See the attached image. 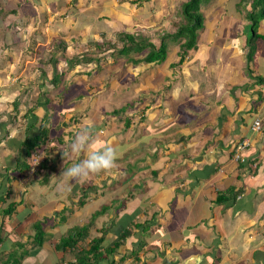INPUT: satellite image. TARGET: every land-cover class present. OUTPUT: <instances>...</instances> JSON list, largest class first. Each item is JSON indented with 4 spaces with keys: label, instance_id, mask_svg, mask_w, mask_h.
Wrapping results in <instances>:
<instances>
[{
    "label": "crops",
    "instance_id": "crops-1",
    "mask_svg": "<svg viewBox=\"0 0 264 264\" xmlns=\"http://www.w3.org/2000/svg\"><path fill=\"white\" fill-rule=\"evenodd\" d=\"M171 1L6 0L0 46H23L4 49L0 72V264L16 255L5 246L17 234L27 235L33 257L46 251L54 264L75 263L74 254L98 237L105 252L98 264H264V39L247 64L249 23L239 0L201 8L196 48L181 63L173 40L162 62L134 65L129 59L142 56L108 48H121L119 34L173 33ZM257 33L264 38V17ZM88 119L122 148L121 157L110 175L67 181L64 167L85 154L64 160L63 153ZM40 129L49 133L43 151L25 159L23 143ZM243 140L249 146L240 163L233 148ZM33 157L39 163L32 168ZM116 180L133 190L130 201L103 210L117 195ZM149 189L155 196L145 201L140 192ZM36 222L44 231L39 246L31 242ZM85 226L88 239L78 250H58L69 230ZM127 228L131 236L112 252ZM138 242L133 261L127 256Z\"/></svg>",
    "mask_w": 264,
    "mask_h": 264
},
{
    "label": "trees",
    "instance_id": "trees-1",
    "mask_svg": "<svg viewBox=\"0 0 264 264\" xmlns=\"http://www.w3.org/2000/svg\"><path fill=\"white\" fill-rule=\"evenodd\" d=\"M209 0H185L184 2L180 3L179 15H178V22L175 26V30L173 33H163L159 37V45L156 47L149 38H145L140 34H119L117 36L118 42L121 44V48L117 49L114 45H110V49L113 50L115 55H123L126 57H130L132 55L135 56H142L139 59H129V61L134 64L140 63H152V62H162L164 61L167 53V43L169 41H175L179 45V57L181 63L185 60L188 52L194 50L196 48L197 37L199 31L202 29L203 24V17L201 14V8L203 4H206ZM236 8L240 14H242L243 18L249 23V37L247 40L246 48V61L247 64L251 62L252 57L255 53L256 47L255 43L259 39H264L263 36L258 35V25L259 21L264 17V0H239L236 4ZM207 6V5H206ZM250 7L249 11H246V7ZM0 14H3V11H0ZM107 48V49H108ZM47 62L44 61L42 65H45ZM249 74V71H248ZM21 100H14L12 104V111L14 117L19 115L21 112L20 106ZM25 113V117L27 113ZM14 118V119H15ZM49 133L46 129H40L39 134L32 138H26L23 143V150L25 152V159L31 156L32 152H39L43 151L41 144H45V141L48 139ZM41 149V150H40ZM237 162L241 163V159L237 160ZM41 165V164H40ZM23 166V167H22ZM22 168L28 169V165L23 164ZM224 195H219L216 202L217 204L223 203L225 198ZM106 208H103L105 210ZM33 229L35 235L32 236L31 242L35 244V246H39L42 244L43 234L44 231L42 230L41 222H36L33 225ZM131 236L130 229L127 228L123 231L122 234L119 236V241L113 246L114 249L120 246V244L124 243V241ZM88 239V227L85 226L84 228L78 229L75 232H71L70 230L68 233L60 239V246L58 250H72L77 249L76 246L78 242H84ZM2 238L0 235V244ZM101 243L102 237L94 238L91 240L89 247L83 246L81 250H78L75 255V263L73 264H98L103 258L105 257V252H101ZM139 244L136 248H133L127 257H130L133 261H137V255L141 251L143 244L138 242ZM111 251V249L107 250V254ZM24 255H10L6 262L2 264H19L18 260L14 257H18L23 259L29 255L28 252L23 253ZM113 254V253H112ZM111 255V254H109ZM72 264V263H67ZM108 264H114V261L109 262Z\"/></svg>",
    "mask_w": 264,
    "mask_h": 264
},
{
    "label": "rangeland",
    "instance_id": "rangeland-1",
    "mask_svg": "<svg viewBox=\"0 0 264 264\" xmlns=\"http://www.w3.org/2000/svg\"><path fill=\"white\" fill-rule=\"evenodd\" d=\"M182 1H185V0H175V1L172 0L171 1L172 5H170V4L167 5L169 7H167L165 5V7L168 9V13L167 14L170 13L169 11H172L173 10V12H172L173 17L171 19L172 20L173 19L176 20L175 23H174V25H176L177 22H178V15H179L180 3H182ZM211 2H212V0H209L206 4H203L202 5V8L205 7L206 5L210 4ZM5 4H6V0H0V11H3V8L5 7ZM4 17H6V16H4L3 14H0V23H2L5 26L6 22L4 21V19H5ZM167 27H169V26L167 25L166 27H164V29L167 28ZM2 28H3V30L0 29V42L1 43H3V41H5L4 39L7 37L6 32L4 31V27H2ZM174 28H175V26H174ZM248 28L249 27L247 25V28L245 27V30L248 29ZM171 29L172 28H170L169 31H171ZM147 31H149V29ZM163 33L164 32H161L160 33V32H154V31L151 32V31H149L148 34H146V35L144 34V36H148L150 39H154L155 40V39H159L160 38L159 35H161ZM171 45H174L175 46V42H172ZM22 46H23L22 44L13 43V42H12V46H7L6 43L3 44L2 46H0V60H1V62H0V72L5 71V68H6V67L4 68L3 62H4V64L7 63V59H4V57H6V56L3 55L5 53L4 49H9V48H12L13 47L16 50H19ZM110 111H113V110H110ZM122 112H117L116 111L114 113H116V114L118 113L119 114V113H122ZM36 153L37 152H32L31 155L32 154L35 155ZM126 169L128 170V168H126ZM111 173H112V171H109V172H105L102 175H110ZM115 178L116 177H113V180ZM116 181L114 183V186L115 185L116 186L115 187H112L113 189L110 186H107L105 188V190H102L103 192H105V194L106 193H110L112 190H114L113 191V194H117L113 199H110L109 201H106V202H109L108 206L104 207L107 210L108 209H111V210L114 209V210H116L117 208L122 207L121 205L123 204V202H127L128 200L130 201V198H131V197H129L130 191H132V193H133V190H130L129 189V186L126 187V189H123V187H122L121 184H120V186L117 185L118 180H116ZM79 184H81V182L76 181L75 183H73L72 185H70L69 188H68L69 193H71V194L76 193L75 190H76L77 185H79ZM65 186L66 185L64 183H61V188H63V190H64V188H66ZM142 191L140 192L141 194H146L145 201L152 200L154 198V196H155V193H153V190L152 189H149V190H146V191H143V192ZM120 193L124 194L125 197H123V195L120 194ZM49 196H51L50 193L47 196H40V197L38 196V199H40L41 201H45L47 198H49ZM98 202H105V201H98ZM35 203H41V204H43V206H45L44 205L45 202H35ZM40 219H41L42 222L49 223V217H45L44 218V216H42V214H41V218ZM26 225H27V222H26L25 226ZM98 226H100V225H98ZM17 235H13L15 237L12 240L9 239L8 242H7L8 244H6L5 247H7L8 249L13 250V252H14L13 254H16L18 256L24 255L23 253L29 251L28 252L29 253V256H26L25 255V257L23 256V259H21V260L18 257H14L16 260H18L19 264H54L53 261H54V257L55 256L54 255H51L49 252L42 251L40 255H37V256H34L33 257L32 254H31L32 250L30 248V245H27V240H28L27 239L28 238L27 235H22L20 238H18ZM54 243L55 242L53 241V244Z\"/></svg>",
    "mask_w": 264,
    "mask_h": 264
},
{
    "label": "clouds",
    "instance_id": "clouds-1",
    "mask_svg": "<svg viewBox=\"0 0 264 264\" xmlns=\"http://www.w3.org/2000/svg\"><path fill=\"white\" fill-rule=\"evenodd\" d=\"M80 153L85 154L84 158L71 167H64L60 175L67 181L81 180L90 175L112 171L121 157L122 148L112 139L102 138L95 121L88 119L84 127L76 132L69 144V152L63 153V158L65 160L66 155Z\"/></svg>",
    "mask_w": 264,
    "mask_h": 264
},
{
    "label": "built area",
    "instance_id": "built-area-1",
    "mask_svg": "<svg viewBox=\"0 0 264 264\" xmlns=\"http://www.w3.org/2000/svg\"><path fill=\"white\" fill-rule=\"evenodd\" d=\"M253 129H256L257 131L260 129V119L256 118L253 122ZM249 146V142L247 140H243L242 142H239L235 144L233 148V158L234 160H240L241 156L240 153L245 150ZM38 157L32 158V168L35 167L39 162H38Z\"/></svg>",
    "mask_w": 264,
    "mask_h": 264
}]
</instances>
